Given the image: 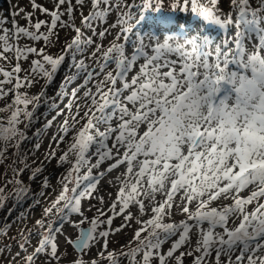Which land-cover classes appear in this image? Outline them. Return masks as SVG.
I'll use <instances>...</instances> for the list:
<instances>
[{
    "label": "snow or ice",
    "instance_id": "obj_1",
    "mask_svg": "<svg viewBox=\"0 0 264 264\" xmlns=\"http://www.w3.org/2000/svg\"><path fill=\"white\" fill-rule=\"evenodd\" d=\"M28 5L0 13V210L40 216L0 257L264 264V0Z\"/></svg>",
    "mask_w": 264,
    "mask_h": 264
},
{
    "label": "rangeland",
    "instance_id": "obj_2",
    "mask_svg": "<svg viewBox=\"0 0 264 264\" xmlns=\"http://www.w3.org/2000/svg\"><path fill=\"white\" fill-rule=\"evenodd\" d=\"M40 2H42V0H40ZM19 4L20 7L27 9L28 11H31L29 5H28V0H0V13H4L5 15H7L10 11L13 10L14 6ZM85 13H87V9H85ZM44 17H41V19H43ZM19 23L21 25L25 24V20L23 19H19ZM215 27V26H214ZM202 31H205V29H201ZM208 32L209 35H211L214 39L219 40L222 38V36L226 33L228 36H231L233 33L232 31H228L227 29H219L217 28V30H206ZM64 33L61 32V37L63 38ZM64 72H61L60 75L57 78V81L55 82L56 85H58L60 78H62V76L64 75ZM33 91H36V89H33ZM55 91V87H52L49 89V94L52 95L54 94ZM36 127H40L39 124L36 125ZM35 131V128L32 130V132ZM55 131V129H50L48 130L40 139V143H41V149L35 153L36 157L41 156V154L48 148V144H49V138L50 136L53 134V132ZM32 132H29V135H32ZM29 148L32 147L31 144L28 145ZM62 147V146H61ZM110 189H105V191H109ZM33 200V199H32ZM7 204H9L8 206H6L3 210H0V230H4L7 229L9 226V224L12 221V225L10 226V231L7 232V235L9 237H15L17 234V230H18V225H17V219L20 213H24L27 216V225L28 227L32 226V222L36 219L39 218L40 216V210L38 208H35L34 204L32 203V201L30 202V204H32L31 208H27L26 206H24V208L26 210L19 212L16 216H14L10 222L8 223H4L2 224L3 218L6 214V211L15 207V205L9 201ZM29 213H31V215H29ZM120 223L119 219H116L114 221V226H118ZM0 239L3 240V243L5 244H12V251L13 253L15 251H17V249L14 246V242L7 240V239H3L2 237H0ZM113 239L115 240H119L120 243H124L126 238L123 235H118L115 236ZM61 242H63L62 238H61ZM113 246H118V245H113ZM8 254L5 253L3 257H0V264H8Z\"/></svg>",
    "mask_w": 264,
    "mask_h": 264
},
{
    "label": "trees",
    "instance_id": "obj_3",
    "mask_svg": "<svg viewBox=\"0 0 264 264\" xmlns=\"http://www.w3.org/2000/svg\"><path fill=\"white\" fill-rule=\"evenodd\" d=\"M25 180H27V177H25ZM31 187L32 188H35L36 187V185H31ZM32 197L30 196L29 198H28V200H26V201H24L23 203H21L18 207L15 205V207L14 208H12V209H10L9 210V208H8V210L6 211V214H5V216H4V218H3V223L2 224H4V223H8V222H10L11 221V219L14 217V216H16L19 212H22V211H24V210H26L25 208H24V206H26L27 208H31V206H32V204H30V202L32 201ZM9 204H7V206H8ZM10 226L12 225V221H11V223L9 224ZM8 225V226H9Z\"/></svg>",
    "mask_w": 264,
    "mask_h": 264
}]
</instances>
